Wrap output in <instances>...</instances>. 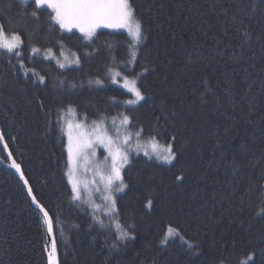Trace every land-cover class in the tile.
Listing matches in <instances>:
<instances>
[{"label":"trees","instance_id":"trees-1","mask_svg":"<svg viewBox=\"0 0 264 264\" xmlns=\"http://www.w3.org/2000/svg\"><path fill=\"white\" fill-rule=\"evenodd\" d=\"M130 3L145 37L132 66L125 33L100 29L85 41L55 25L50 32L45 11L34 19L22 15L18 0H0V23L25 39L26 66L46 75L45 84H33L32 73L26 78L16 59L0 51L3 142L49 212L58 264H239L264 237V217L254 218L264 206V0ZM61 37L63 48L81 58L79 67L60 69L33 56L29 62V41L58 52ZM112 68L133 79L142 73L137 86L145 100L126 107L130 94L109 81ZM96 79L103 85L89 84ZM68 104L77 119L87 113L88 122L98 113L127 114L132 131L142 125L149 139L155 129L160 144L175 136L171 165L133 155L123 170L128 187L117 197L119 222L132 225L134 239L116 240L70 199L57 125V109ZM0 159L7 162L1 145ZM169 226L193 249L180 236L161 245ZM46 247L51 250L43 217L0 165V264H48ZM256 264L264 258L257 255Z\"/></svg>","mask_w":264,"mask_h":264},{"label":"snow or ice","instance_id":"snow-or-ice-1","mask_svg":"<svg viewBox=\"0 0 264 264\" xmlns=\"http://www.w3.org/2000/svg\"><path fill=\"white\" fill-rule=\"evenodd\" d=\"M18 5L22 9V15L39 19L41 11L47 13V20L49 21V31H55L53 25L58 26L60 32L71 33L73 29L77 30L85 41H92L97 35V30L100 28L107 29H124L131 37L130 48L135 49L136 46L142 42L145 38L143 33V24L135 14L133 5L130 0H31V11L29 12V0H18ZM247 35V34H246ZM62 37L56 41L63 48ZM25 39L23 34L16 30H7L3 23H0V51L14 57L16 63L19 65V71L23 72L25 77L28 78V73H32V83H39L43 85L46 83V75H41L35 72L34 69L26 66L24 59ZM55 46V45H53ZM30 49L28 60L31 62L32 56L41 52V48L35 46L32 42H28ZM44 59H53L60 69H65L70 65H76L79 67L82 60L79 56L73 53L75 59H69L64 55V52H60V56L63 59L57 58L53 54L52 47L43 49ZM85 55H90L85 53ZM130 59L128 64H132L137 59V51L131 50ZM11 63V59L9 60ZM147 71V69H145ZM111 76V83L116 84L117 77H121L119 71L109 69ZM15 75V72H14ZM129 79L128 76H123L122 87L132 94V99L124 101L129 106L139 104L145 100V96L141 89L137 86V79ZM63 83V82H61ZM95 83L97 86L103 84L102 79L90 80L89 84ZM75 87V85H72ZM114 99V98H113ZM41 109H44V104L41 102ZM50 113H46V116L50 118ZM78 113L77 109L68 104L66 107L61 105L57 109V125L59 131L67 137V171L65 175L67 177L68 185L71 189L70 199L72 202H80L88 204L92 209V222L100 229H109V225L100 219L96 215V211L100 208V205H95L92 201V192L88 188V182L81 181L79 177V169L82 167L81 160L84 164H93L95 169V176L99 177V184L103 185V189L99 186L96 187V192H103V200L105 202L104 214L109 218H114V228L116 231V240L123 242L126 239L133 238L132 233L129 231L132 225L127 227L123 226L119 222L120 213L118 209V199L116 194L122 193L128 187L125 183L122 172L126 165L131 163V155L133 153L139 154L143 151L144 156L148 159L153 157L158 162L170 164L176 158V152L174 151L173 141L175 136L171 138L167 146L159 144L156 137L161 133L153 129L155 133L150 134V139L147 144L141 143V138L145 133V128L140 125L137 126L136 131L133 133L129 128V125L133 123L132 118L124 113H119L118 116H112L110 118L112 129L115 131V135L111 134L108 127L109 117L104 113H98L95 119H92L88 123L89 117L87 113H84L82 118L76 119ZM117 121H119L117 123ZM135 138V145H133V139ZM4 140V136L0 133V141ZM151 147V152L148 151V147ZM7 147V145H5ZM97 147L103 148L106 155L104 160L100 163H94V160H90L96 157ZM10 158V157H9ZM10 167L14 168L17 173H20V179L24 182L25 187L28 189V195L32 198V203L39 208L43 213V223L46 226V230L49 236L53 234V224L49 216V212L45 207L37 200L33 195L31 187H28V181L24 177V173L21 171V165L14 159L12 160ZM91 170V169H88ZM177 180H181V176L176 177ZM93 184H97V181L93 179ZM259 188L264 192V183L259 185ZM85 194L87 198L85 199ZM80 203L76 204V207H80ZM152 200H148L145 207H152ZM255 217H264V206L258 208L255 212ZM92 227V224L89 225ZM180 236L182 243L187 245L189 250L193 249L192 242L186 240L180 235L178 229L169 226L161 239V245H166L170 238ZM261 245L258 250L252 248L249 250L245 258L239 262V264H256L257 255L264 258V237L259 241ZM113 248H117V244L112 245ZM48 255V264H58L57 246L55 239L52 240L51 250L48 247L45 248ZM220 264H225L222 260Z\"/></svg>","mask_w":264,"mask_h":264},{"label":"rangeland","instance_id":"rangeland-1","mask_svg":"<svg viewBox=\"0 0 264 264\" xmlns=\"http://www.w3.org/2000/svg\"><path fill=\"white\" fill-rule=\"evenodd\" d=\"M29 1H31V0H29ZM100 29H107V28H100ZM100 29H98V30H100ZM107 30H110V31H119V32H123V33H125L128 37H129V40H130V45H131V37L128 35V33L124 30V29H107ZM72 32H76V33H78L79 35H81L77 30H75V29H73V31ZM67 33V32H66ZM130 45H129V51L131 52V50H136L137 52H138V49H139V45H140V43L136 46V48L135 49H132V48H130ZM61 51H63L64 52V55L65 56H67L69 59H75V56H73V53H75L74 51H71V50H68V49H66V48H62L61 50H59L58 52H55L54 50H53V54L57 57V58H60V59H63V57H61L60 56V52ZM76 54V53H75ZM77 55V54H76ZM33 57H38V58H41V59H43V60H45L44 59V51H43V49H41V52L40 53H38V54H35ZM131 58V57H130ZM46 61H50V62H53L57 67H58V65L56 64V61L55 60H53V59H47ZM133 65V63L132 64H129V66H132ZM76 65H70L69 67H66V68H70V67H75ZM65 68V69H66ZM112 70H114V71H119L118 69H116V68H112ZM120 73H121V77H117V83L116 84H114V85H116V86H118V87H120V88H122L123 90H125L127 93H129L125 88H123L122 87V84H123V79H122V77L123 76H126L124 73H122L121 71H119ZM108 78H109V81L111 82V76H110V73H108ZM130 80L131 79H133V78H130V77H128ZM95 84V83H94ZM103 85V84H102ZM101 85V86H102ZM130 94V98L129 99H132V98H134V97H132V94L131 93H129ZM126 107H134V106H136V105H134V106H129V105H127V104H125V103H123ZM118 116V115H117ZM111 118V117H110ZM110 118H109V122H108V127H109V129H110V131H111V134L112 135H115V131H114V129H112V126H111V122H110ZM76 119H77V117H76ZM119 121H117V123H118ZM88 123H90V122H88ZM132 131V130H131ZM133 133H134V131H132ZM63 136H64V138H65V143H66V145H67V137H66V135H64L63 134ZM150 139V138H149ZM149 139H145V138H141V143L142 144H147V141L149 140ZM160 144V143H159ZM66 145H65V149H66ZM133 145H135V138L133 139ZM161 145H164V144H161ZM164 146H167V145H164ZM148 151L149 152H151V147L149 146L148 147ZM66 153H67V150H66ZM96 157L95 158H92L91 156H90V160H94V163H96V164H98V163H100L101 161H103L104 160V156L106 155V153L104 152V150H103V148H101V147H97V149H96ZM133 155H141V156H143V157H145V158H147L148 159V157H146V156H144V154H143V151H141L139 154H135V153H133L131 156H133ZM131 158V157H130ZM151 160H153V161H155V162H157L158 164H161V165H165V166H169V165H171L172 163H170V164H165V163H163V162H158V161H156V159L153 157ZM174 161V160H173ZM81 165H82V167H80V169H79V177H80V179H81V181H85V182H88V188L91 190V192H92V201H93V203L95 204V205H100V208L96 211V215L100 218V219H102V220H104V222L106 223V224H108L109 225V229L110 230H112V231H114L115 232V234H116V231H115V228H114V218H109L108 216H106L105 214H104V212H105V202H104V200H103V198H102V196H103V192L101 191V192H96L95 191V189H96V187L97 186H99L100 188H101V190L103 189V185L102 184H99V177L98 176H95L94 175V173H95V169H94V167H93V164H84V162H83V160H81ZM127 166V165H126ZM126 166H125V168H126ZM124 168V169H125ZM88 169H91V170H88ZM66 171H67V169H66ZM123 173V172H122ZM67 178V177H66ZM93 179H95L96 181H97V184H93V183H91V181H93ZM121 193H117L116 194V196L118 197L119 195H120ZM87 198V195L85 194V199ZM75 204H77V203H80V202H74ZM80 207L81 208H83V209H85V210H87L88 211V213H89V215H90V217H91V220H92V212H93V209L88 205V204H85V203H80ZM126 240H128V239H126ZM126 240H124V241H126ZM123 241V242H124ZM121 242V241H120Z\"/></svg>","mask_w":264,"mask_h":264},{"label":"water","instance_id":"water-1","mask_svg":"<svg viewBox=\"0 0 264 264\" xmlns=\"http://www.w3.org/2000/svg\"><path fill=\"white\" fill-rule=\"evenodd\" d=\"M0 145H1V147H2V149L4 151V153H5V155L7 157V162H5V161H3V160L0 159V165L2 167H4V168L8 169L10 172H12V174L17 178V180L20 182V184L24 188V190H25V192L27 194V197H28V199L30 201V204L43 217V213H41L40 210H39V208H37L36 205L32 203V198L28 195V189H27V187H25L24 182L20 179V173H17L14 168L10 167V164H11L13 158L11 157V155H10L7 147H5V143L3 141H0ZM45 228H46V226H45ZM46 232H47V230H46ZM47 236H48V243L51 244L52 243V240L54 239V231H53V234L51 236H49L48 233H47ZM56 258L58 259V256H56Z\"/></svg>","mask_w":264,"mask_h":264}]
</instances>
